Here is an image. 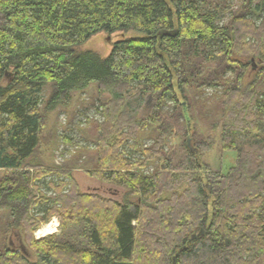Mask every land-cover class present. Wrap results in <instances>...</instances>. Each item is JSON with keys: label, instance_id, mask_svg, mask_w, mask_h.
<instances>
[{"label": "trees", "instance_id": "1", "mask_svg": "<svg viewBox=\"0 0 264 264\" xmlns=\"http://www.w3.org/2000/svg\"><path fill=\"white\" fill-rule=\"evenodd\" d=\"M203 6L197 0H0V170L14 172L0 182V210L18 224L34 199L31 177L19 170L40 145L42 92L50 89L45 110L51 112L94 84L111 99L97 137L99 168L89 175L137 199L78 195L71 180L60 215L81 227L73 235L77 243L67 235L33 241L36 262L12 248L0 252V264H264V91L242 92L237 78L223 97L227 108L241 96L221 129L224 150L236 153L227 173L199 163L210 143L186 142L178 162L164 152L170 130L189 120L177 96L187 100L192 57L208 62L253 52L245 43L254 35L247 12L219 26L217 7ZM252 11H264V0ZM129 31L143 37L115 42L105 58L79 49L95 34ZM214 45L218 56L210 52ZM149 96L155 105L137 120ZM149 127H157V137L140 160L129 162L122 149L128 141L138 149L137 132ZM150 166L151 175L138 172ZM46 212L41 221L56 210Z\"/></svg>", "mask_w": 264, "mask_h": 264}, {"label": "rangeland", "instance_id": "2", "mask_svg": "<svg viewBox=\"0 0 264 264\" xmlns=\"http://www.w3.org/2000/svg\"><path fill=\"white\" fill-rule=\"evenodd\" d=\"M197 1L208 10H214L212 7H217L219 26L230 25L234 17L247 12L246 16L251 21L254 35L245 37V43L253 52H237L231 54L226 60L215 59L208 62L192 57V65L195 66L191 71L193 76L186 89L187 100H183L180 95L177 96L178 101L186 106L189 120L188 123L183 118L178 120L175 127L170 130L165 140L164 152L178 162L186 154L185 144L188 139L192 147L207 142L206 144H211V148L203 153L199 163L206 165L214 172L227 173L235 165L236 153L224 150L221 142V129L229 123L228 113L241 100V96H234L235 98L227 108L223 105V97L231 92L237 78L241 80L242 92L246 88H251L252 93L264 91V11H252L258 0H252L249 4L248 0H205L210 6L204 4L203 0ZM137 37H143V35L134 31L112 34L102 32L93 35L79 49L93 51L101 58H105L115 42ZM218 49L219 46L214 45L210 52L218 56ZM250 60H253V63H250ZM49 93L50 89L45 88L41 94L40 111L43 124L40 145L34 155L26 160L19 170L29 174V178L31 177L34 196L32 204L29 205L27 213L22 216L21 223L18 224L10 215L9 210H0V252L12 248L19 251L23 248L28 252L31 263L36 262L37 258L30 242L49 237L65 240L66 235L79 236L81 234L82 229L79 225L72 224L68 217L60 215L66 201H59V199H65L63 196L71 190V180L76 185L78 195L96 196L102 200L118 203L126 199L137 200L135 197L126 195V188L89 175V172L98 171L96 168H99L96 158L97 137L100 126L105 122L103 109L111 99L110 92L94 84L85 91L73 93L68 106L47 112L45 105ZM155 102L156 97L149 96L137 112L136 119L142 120L147 117ZM167 106L166 110L173 113L172 104L168 103ZM215 123L218 124L217 129H213ZM156 128L149 127L137 132L138 149L132 148L131 141L124 146L122 152L129 162L142 158V151L152 145L157 137ZM138 172L151 175L154 169L150 166ZM13 173L0 170V182L5 177L12 178ZM169 195V193H163L162 196L167 198ZM51 209L56 210V213H52L47 221H41L46 211ZM34 223L36 225H32ZM48 225H52L50 233L44 236L37 235L40 229ZM30 227L32 232H30ZM73 239L76 242L75 236ZM79 240L85 244V239H83L84 242L81 237Z\"/></svg>", "mask_w": 264, "mask_h": 264}, {"label": "bare ground", "instance_id": "3", "mask_svg": "<svg viewBox=\"0 0 264 264\" xmlns=\"http://www.w3.org/2000/svg\"><path fill=\"white\" fill-rule=\"evenodd\" d=\"M51 227H52V225H48V226H46L45 228H43V229H40L38 232H37V235H45V234H48V233H50V231H51Z\"/></svg>", "mask_w": 264, "mask_h": 264}, {"label": "water", "instance_id": "4", "mask_svg": "<svg viewBox=\"0 0 264 264\" xmlns=\"http://www.w3.org/2000/svg\"><path fill=\"white\" fill-rule=\"evenodd\" d=\"M252 61V63H253V60H251ZM187 144H188V146H189V139L187 140ZM196 238V236H192V240L193 239H195ZM21 250H24L23 248H21Z\"/></svg>", "mask_w": 264, "mask_h": 264}]
</instances>
